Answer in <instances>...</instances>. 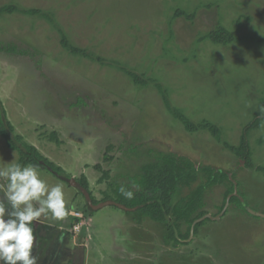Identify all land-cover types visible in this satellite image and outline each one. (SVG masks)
Returning <instances> with one entry per match:
<instances>
[{
    "label": "rangeland",
    "instance_id": "374dc122",
    "mask_svg": "<svg viewBox=\"0 0 264 264\" xmlns=\"http://www.w3.org/2000/svg\"><path fill=\"white\" fill-rule=\"evenodd\" d=\"M4 6L18 11L0 16V103L11 138L62 174L37 168L62 186L68 207L64 220L40 218L68 251L57 264H264V121L247 133L249 160L234 151L264 112V0H0ZM219 29L232 36L227 45L209 39ZM174 111L218 136L187 130ZM159 153L193 165L194 181L172 205L189 200L213 170L227 174L202 194L205 215L219 217L201 221L177 247L164 243V225L113 205L115 189ZM18 160L0 136V167ZM233 182L236 198L220 210Z\"/></svg>",
    "mask_w": 264,
    "mask_h": 264
},
{
    "label": "trees",
    "instance_id": "16d2710c",
    "mask_svg": "<svg viewBox=\"0 0 264 264\" xmlns=\"http://www.w3.org/2000/svg\"><path fill=\"white\" fill-rule=\"evenodd\" d=\"M17 11L18 10L15 7L4 6L0 8V16L3 14H12ZM21 12L28 15H35L39 13L38 11L31 10H23ZM208 37L212 42L222 45H227L233 40L232 36L224 29L213 31L208 35ZM62 45L65 48H69L71 52L77 53V50L70 48L65 40L62 41ZM135 80L137 81V78H135ZM157 88L162 94L166 105L169 107L163 89L159 85H157ZM173 113L184 124L187 130L195 131L198 128L210 129L213 135L218 136V130L212 125L205 124L196 127L192 125L191 122H189L183 115L175 111ZM4 116L5 113L0 103V136L5 139L8 147L18 151V163L21 165L32 164L37 168L49 169L57 177H62L60 169L43 159L34 147L20 143L17 137L11 138L10 133H12V128L7 122H5ZM262 121H264V112L257 115L244 129L242 142L240 146L234 150L239 154L238 156L241 159L246 161L249 160L250 152L247 142V133L251 129L259 126ZM18 144L20 146H18ZM41 162L43 164H41ZM192 171L193 165L185 157L174 153H159L153 162L145 164L141 167L139 176L132 177L129 186H125L129 189L131 187L134 188L132 190L135 194L134 198L131 200L126 199L117 188L115 189L117 200L113 205L127 210L128 212L137 213L158 224L164 225L166 227V234L163 236L164 243L175 247L180 246L189 238L193 222L206 214L203 210L202 202V194L205 191V188L207 186L219 184L222 177H227L226 173H216L213 170L206 185L199 186L189 200H180L175 205H172V197L175 195L177 189L181 186H188L194 181ZM133 185H135V187H133ZM82 186L87 190V185L85 183H82ZM233 190L234 186L231 183L229 189L224 195V201L220 210L223 208L225 199L229 194L233 193ZM89 197L92 198L91 195H89ZM234 198L236 197H232L230 201ZM182 224L187 225V229L184 234L180 231ZM201 224L202 223H198L194 226L193 233L197 231Z\"/></svg>",
    "mask_w": 264,
    "mask_h": 264
},
{
    "label": "clouds",
    "instance_id": "9594fccd",
    "mask_svg": "<svg viewBox=\"0 0 264 264\" xmlns=\"http://www.w3.org/2000/svg\"><path fill=\"white\" fill-rule=\"evenodd\" d=\"M0 181H6L0 183V264H38L34 228L42 216L67 218L64 190L50 186L35 165L18 162L0 167ZM119 192L129 200L135 195L123 185Z\"/></svg>",
    "mask_w": 264,
    "mask_h": 264
},
{
    "label": "flooded vegetation",
    "instance_id": "af4514ba",
    "mask_svg": "<svg viewBox=\"0 0 264 264\" xmlns=\"http://www.w3.org/2000/svg\"><path fill=\"white\" fill-rule=\"evenodd\" d=\"M34 235L36 236V244L33 249V254L39 257L38 264H57L58 256L61 258L60 256H66V253H68L65 248L62 250L60 241L57 240L54 243L55 240L50 238L52 234L49 226L41 220L34 228ZM73 254L74 260L77 258V252H73Z\"/></svg>",
    "mask_w": 264,
    "mask_h": 264
},
{
    "label": "water",
    "instance_id": "95a60500",
    "mask_svg": "<svg viewBox=\"0 0 264 264\" xmlns=\"http://www.w3.org/2000/svg\"><path fill=\"white\" fill-rule=\"evenodd\" d=\"M228 176L230 177L229 174H228ZM69 183H70L72 186H73V184H74L72 180H69ZM233 186H234L233 194H232V195H229V196L227 197L226 204L229 202V200L231 199L232 196L237 195V188H236V184H235V182H233ZM86 200H87L88 202H91V201H90V197H89L88 194H87V196H86ZM113 204H114V203H113ZM97 208H98V206L96 205V206H95V209H97ZM218 217H219V216L212 217V216H210V215H204L203 217H201V218L195 220V221L193 222L192 226H191L190 237H191L192 234H193V229H194V226H195L196 224L200 223L201 221H203V220H205V219H212V220H215V219H217Z\"/></svg>",
    "mask_w": 264,
    "mask_h": 264
},
{
    "label": "built area",
    "instance_id": "2783aa9c",
    "mask_svg": "<svg viewBox=\"0 0 264 264\" xmlns=\"http://www.w3.org/2000/svg\"><path fill=\"white\" fill-rule=\"evenodd\" d=\"M75 229H77V227H75Z\"/></svg>",
    "mask_w": 264,
    "mask_h": 264
}]
</instances>
